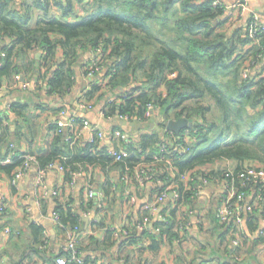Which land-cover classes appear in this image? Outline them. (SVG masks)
Returning a JSON list of instances; mask_svg holds the SVG:
<instances>
[{"label":"trees","instance_id":"16d2710c","mask_svg":"<svg viewBox=\"0 0 264 264\" xmlns=\"http://www.w3.org/2000/svg\"><path fill=\"white\" fill-rule=\"evenodd\" d=\"M37 13H41L38 18ZM234 22L233 13L227 12L221 0H0V37L13 39L17 55L43 51L39 63L46 68L43 78L49 94L65 98L79 86L77 103L95 108L106 101L103 112L114 120L120 116L145 120L150 105L159 109L165 120H192V126L179 135H161L152 129L132 139L133 143L113 139L112 148L129 151V156L119 160L105 141L97 138L91 142L84 134L77 137L60 128L58 119L52 127L55 138L48 156L14 150V161L0 164V171L13 179L26 162L22 156L29 154L38 170L59 165L69 184L85 166L94 165L104 170L120 167L123 183L146 186L149 182L142 185L137 176L141 169H152L150 182L160 183L152 202L173 187L178 194L176 207L160 211L163 219L156 221V214L148 210L138 220L130 214L121 227L107 230L114 236L113 245L123 239V245L136 249L143 258L140 264H147L145 254L157 253L167 242L189 238L190 216L178 217L177 213L185 207L194 209L199 185L205 181L221 191L233 188V203L239 194L246 197L243 204L250 208L241 214L245 228L253 234L259 232L255 242L264 244V201L256 204L258 197L264 199V183L240 178L248 167L264 170V33L257 42L250 24L234 27ZM12 51L0 66V89L5 78L21 72ZM87 52L93 53L89 60L84 59ZM249 64L256 73L245 75L243 69ZM213 109L219 115L209 120L207 114ZM83 119L77 116L75 121L81 125ZM115 129L123 131L120 124ZM58 191L54 217H58L55 221L61 236L68 239L71 232H82V217L71 199L64 200L61 189ZM221 193L220 204L226 196ZM109 196L107 189L100 208L94 198L87 207L103 212ZM82 208L87 211L84 205ZM217 209L213 225L222 232L218 241L225 243L229 256L217 264H233L249 238L234 219L221 222ZM145 219L147 225L154 221L153 226L140 230L138 225ZM30 228L31 256H43L48 264H55L59 256L71 258L64 249L50 251L45 228L36 223ZM236 239L240 240L238 246L233 244ZM78 252L83 264L97 263L98 259L84 255L82 239ZM125 262L133 264L129 257ZM212 262L211 258L196 264Z\"/></svg>","mask_w":264,"mask_h":264},{"label":"crops","instance_id":"0c3cea01","mask_svg":"<svg viewBox=\"0 0 264 264\" xmlns=\"http://www.w3.org/2000/svg\"><path fill=\"white\" fill-rule=\"evenodd\" d=\"M221 1L227 6V12L233 13L234 27L242 23L247 26L248 20L253 15H257L264 22V0H246V8L241 15H237L234 8L239 0ZM40 15L41 13H37V18ZM10 50H13L12 57L21 72L13 74L8 79L5 78L0 89V157L2 160L13 162L16 151L48 156L55 138L52 127L61 118V108H65L68 112L64 121L70 116L69 114L82 116L93 127L100 128L107 135L113 131L116 124H120L119 120L102 117L101 112L106 101L98 104L91 111L80 112L76 101L80 93L79 86L65 98L49 94L47 81L43 78L46 68L39 63L43 57L42 50L17 55L13 39L0 37V66L6 63ZM92 56V52H87L84 54V59L89 60ZM163 116L159 109L154 113V129L158 130L162 126L160 118ZM121 126L123 132L132 139H137L142 133L152 130L134 129L130 124ZM89 136L90 131L86 130L84 139L88 140ZM105 144L108 148L114 146L109 138L105 140ZM122 174L120 167L104 170L99 166L87 165L74 183L69 184L65 181V174L58 168H54L46 174L47 189L44 190L37 181L38 167L35 164L18 185L12 183L10 175L0 171V264H18L22 260L25 264H48L43 256L30 255L32 242L30 225L32 223L46 229L50 237L51 252L59 253L64 249L66 238L61 236L58 224L54 220L57 204L53 191L59 189H61V197L64 200L71 199L74 209L82 217L81 239L85 256L98 259L96 264H126V257H129L133 264H140L143 258L138 256L136 249L123 245V239L113 245L114 236L107 230L121 227L130 214L135 220L142 218L147 213L148 204L156 196L155 190L160 183L152 181L146 186H138L133 182L123 183ZM114 186L116 190H113ZM90 189L102 195L105 190H109L110 196L104 203L103 212L96 209L100 208L101 198L94 197L96 208L89 210L87 207L88 201L92 200L88 196ZM129 195H131L129 198H136L135 204L130 209L127 208ZM221 197V190L216 185H199L194 209L186 210L185 207L177 213L178 217L185 214L190 216L189 238L180 243L167 242L157 253L145 254L144 259L148 257L147 264L162 262L167 264L195 262L196 264L211 258L215 261L212 264H217L218 260H228L229 256L224 251L225 243L221 244L218 241V236L222 232L216 230L213 225V214L220 204ZM251 200L252 196L248 197V203ZM83 205L87 211L83 210ZM175 207L174 197L170 194L160 203L159 210ZM157 218H160L159 213L155 215L154 221L158 220ZM153 222L149 224V228L153 226ZM7 230L10 231L9 234ZM245 231L249 241L240 249L239 255L235 258L236 263L233 264H260L264 261V244L258 245L255 242L259 232L253 234L247 226Z\"/></svg>","mask_w":264,"mask_h":264},{"label":"built area","instance_id":"2783aa9c","mask_svg":"<svg viewBox=\"0 0 264 264\" xmlns=\"http://www.w3.org/2000/svg\"><path fill=\"white\" fill-rule=\"evenodd\" d=\"M246 0H239L236 4L235 8V13L237 15H241L243 13V11L246 8ZM215 5L218 4V2H214ZM252 21L250 23V27H251V35L253 38H255L257 40V42L260 41V34L264 33V22L257 16V15H253L252 16ZM243 73L245 75L251 74V73H256V68L252 67V64H249L247 66H245V68L243 69ZM92 73H90L89 76H91ZM94 108L91 105H88L84 102L78 103V110L80 112L82 111H91ZM158 109L152 105L149 106V110L148 113L146 114L147 119L142 120L140 118H129L127 116H120L119 117V121H127V122H136V123H148L150 121L151 118H154V113L157 111ZM61 118L59 119V121H57V124L60 128H63L65 130L71 131L73 132L77 137L81 136L82 134H84V132L86 130L90 131V136H89V140L91 142H93L94 140H96L97 138L100 139L101 141H105L106 139H123L126 140L129 143H133L132 138L126 134L125 132L121 131V130H117V129H113V131L111 133H109L108 135L101 130L98 127H93L90 122L87 119H83L82 120V124L78 125L75 121V118L77 117L74 114H69L70 116L64 121L63 119L66 117V115H68L67 110L64 108L63 111H61ZM102 117H106L105 113L102 111L101 112ZM108 119H112V118H108ZM110 151L114 154V156L117 157V159H121L122 157H127L129 156V151L127 148L121 147L119 150H116L115 148H110ZM22 158H25V163L23 165V167H21L17 172L15 177L12 179V183L14 185H18V183L20 182V180L25 177V175H27V173L29 172V170L31 169L32 165H34V158L32 156H30L29 154L23 155ZM11 163L10 160H2L0 157V164H9ZM54 168H58L60 171H62V168L59 165H51L49 167L48 170H38V176H37V181L39 183V185L46 190V184H45V177L46 174L49 170H52ZM152 169H148V168H144L141 169L139 174H138V180L140 181V183L143 185L144 181H148L150 182L152 180L153 175L149 174V172H151ZM80 174H75V178H77ZM240 178L241 179H253V182L255 183H264V170L263 169H259L258 167H248L247 169H245L241 174H240ZM205 184H208V182L205 181ZM171 189V188H170ZM223 193L226 194V196L223 198L222 203L218 206L217 209V218L221 221V222H228L231 220H235V224L239 227V228H245V223L246 220L245 218H243L241 216L242 212L245 211L246 213L249 210V204H243V201L245 200V196L243 194H239L237 196V203H233L232 200L235 198V191L233 188H229L226 187L225 190L221 191ZM53 194L55 196L59 195V191L55 190L53 191ZM172 195L174 198L178 197V194L175 190H171L168 193L163 194L161 197H158L154 202L149 203L147 206V210L152 212L153 214H157L160 212L159 210V204L162 203L169 195ZM88 196L89 198H101V200L103 199V195L100 194L99 192L93 191V189H90L88 191ZM256 201H258L256 204H259V202L264 201L263 198L258 197L256 199ZM136 202V198L132 197L130 198L129 202H128V209H130V207H132V205H134ZM129 211V210H128ZM161 219H163L162 216H160ZM54 220H58V217L55 216ZM263 224H264V219L262 220ZM148 223V219H145V221L138 225V228L140 230H143L146 227H149V225H147ZM9 230H7V234H9ZM126 233V232H125ZM81 236H82V232L79 231H74L71 232L68 236V239H66V245L64 246V251L69 252L71 254V258L68 259L66 256H59L56 261L55 264H83V259L80 257L79 252H78V245L81 241ZM233 244L235 246H238L240 244V240L236 239L233 241ZM260 264H264V261H262Z\"/></svg>","mask_w":264,"mask_h":264},{"label":"water","instance_id":"95a60500","mask_svg":"<svg viewBox=\"0 0 264 264\" xmlns=\"http://www.w3.org/2000/svg\"><path fill=\"white\" fill-rule=\"evenodd\" d=\"M40 56V55H39ZM133 85L132 87H134ZM121 92H126L128 91L127 89H121ZM161 127L158 129L161 135H164L166 133H174L179 135L181 131L189 128L192 126V120L188 119L186 117H180L177 119H168L165 120V117H161ZM133 126L134 129L138 130H146L147 128L149 129H154L155 128V118H151L150 122L148 123H136V122H127V121H120V125L127 126V125ZM86 221L88 219H85ZM151 227V226H150Z\"/></svg>","mask_w":264,"mask_h":264},{"label":"rangeland","instance_id":"374dc122","mask_svg":"<svg viewBox=\"0 0 264 264\" xmlns=\"http://www.w3.org/2000/svg\"><path fill=\"white\" fill-rule=\"evenodd\" d=\"M147 51V50H146ZM210 103V102H209ZM209 103H206V104H209ZM208 119L209 120H212L214 119L215 117H217L219 114H218V111L216 109H213V111L209 112L208 114Z\"/></svg>","mask_w":264,"mask_h":264}]
</instances>
